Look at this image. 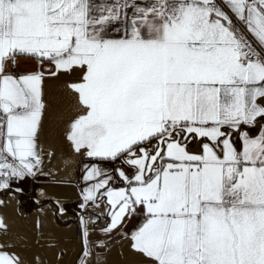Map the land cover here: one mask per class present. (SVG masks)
<instances>
[{
    "label": "snow or ice",
    "instance_id": "obj_1",
    "mask_svg": "<svg viewBox=\"0 0 264 264\" xmlns=\"http://www.w3.org/2000/svg\"><path fill=\"white\" fill-rule=\"evenodd\" d=\"M114 255L264 264V0H0V264Z\"/></svg>",
    "mask_w": 264,
    "mask_h": 264
},
{
    "label": "crops",
    "instance_id": "obj_2",
    "mask_svg": "<svg viewBox=\"0 0 264 264\" xmlns=\"http://www.w3.org/2000/svg\"><path fill=\"white\" fill-rule=\"evenodd\" d=\"M109 168L113 167V165H108ZM26 189H29V187L34 188L35 185H31V182L26 183L23 185ZM119 186V185H117ZM62 195L65 200V205L68 209V219L66 221L67 225H75L76 220H75V215H74V209L76 208V191L74 189H63ZM136 217H134L129 223L127 224V228H131L136 222H137ZM65 223H61L60 227L65 228L66 227ZM79 229H75V231H68L63 233L65 237L68 238L69 240V247L71 248L73 244H75V236L78 235ZM66 259L71 260V256L66 257ZM113 264H119V258L117 256L112 257Z\"/></svg>",
    "mask_w": 264,
    "mask_h": 264
}]
</instances>
